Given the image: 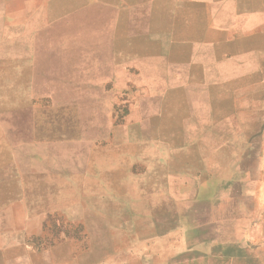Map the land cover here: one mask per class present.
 Wrapping results in <instances>:
<instances>
[{"label": "crops", "instance_id": "crops-1", "mask_svg": "<svg viewBox=\"0 0 264 264\" xmlns=\"http://www.w3.org/2000/svg\"><path fill=\"white\" fill-rule=\"evenodd\" d=\"M121 2L141 26L122 57L159 91L134 127L97 128L71 91L91 83L49 70L96 52L33 48L42 3L0 0V264H264V0ZM49 88L58 106H36ZM52 223L72 235L33 243Z\"/></svg>", "mask_w": 264, "mask_h": 264}, {"label": "rangeland", "instance_id": "rangeland-1", "mask_svg": "<svg viewBox=\"0 0 264 264\" xmlns=\"http://www.w3.org/2000/svg\"><path fill=\"white\" fill-rule=\"evenodd\" d=\"M42 4H32V26L31 32L34 39L31 43L33 48L43 49H69L80 50V54H88L93 57L81 56L79 67L65 64H58L50 68L53 74H62L72 71H80L82 79L90 82L87 88H80L75 91L80 96V107L83 113L92 112L94 107L93 99H96L95 110L97 116V128L103 123L105 116L112 117L114 126L134 127L140 111L142 100L151 97L154 92L152 80L143 79L135 65H127V59L122 57V48L126 51L136 36L141 26L128 24L132 14L131 9L117 0L115 4L112 0H33ZM135 14V13H134ZM122 20L125 24H122ZM139 27V28H138ZM0 28L2 26L0 25ZM132 45V44H131ZM30 47V46H29ZM127 53V52H125ZM78 54V53H77ZM50 59L77 60V57H54ZM95 60V63H94ZM122 66V63L124 62ZM90 61V62H89ZM113 61V62H112ZM112 62V64H111ZM112 65V67H111ZM7 67H0V112H8L9 98L12 93V79L8 74ZM95 74V86H93ZM32 92L33 90H28ZM48 95L35 101L36 106L51 108L58 106L56 95L64 91L62 88H49ZM156 92V93H157ZM34 96V95H32ZM84 123H88L84 121ZM5 139L6 137H0ZM2 202H0L1 204ZM147 221V220H146ZM172 224V223H171ZM60 225L52 223L50 231L39 234H30L38 237L33 239L35 244L54 242L63 236H71L62 232H55ZM2 224L0 223V229ZM146 241L144 242V252L147 256H152L154 252H160L159 247H153L151 232H147L151 226H145ZM140 236L139 233L129 235V247L131 258L136 261V241L132 239ZM6 234L0 232V243ZM83 236V234H81ZM134 238H130L133 237ZM83 240V238L81 239ZM171 241V240H170ZM41 242V243H40ZM161 242H167L162 239ZM172 242V241H171ZM158 245V244H157ZM172 245V244H171ZM140 249V247H139ZM18 249H11L10 255L18 257ZM23 264V263H18Z\"/></svg>", "mask_w": 264, "mask_h": 264}]
</instances>
